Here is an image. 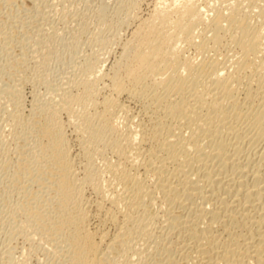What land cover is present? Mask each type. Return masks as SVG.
<instances>
[{
  "label": "bare ground",
  "instance_id": "bare-ground-1",
  "mask_svg": "<svg viewBox=\"0 0 264 264\" xmlns=\"http://www.w3.org/2000/svg\"><path fill=\"white\" fill-rule=\"evenodd\" d=\"M154 1L147 15H135L131 38L106 71L120 35L111 22L137 11L141 0H120L109 23V11L98 5L101 24L91 32L98 49L83 59L78 76L33 109L41 157L56 161L60 173L58 213L46 236L65 242L59 264H112L114 256L118 264H264V0H216L224 6L213 14L206 7H216L215 0ZM254 9L260 20L251 22ZM20 25L19 32L26 24ZM43 40L33 42L47 61L54 55L50 43L39 46ZM222 47L229 54L220 60ZM103 88L108 92L100 95ZM61 112L75 128L81 175ZM20 117L14 122L22 125ZM25 128L16 129L17 140ZM97 158L104 160L101 173ZM87 186L94 200H83Z\"/></svg>",
  "mask_w": 264,
  "mask_h": 264
},
{
  "label": "rangeland",
  "instance_id": "rangeland-1",
  "mask_svg": "<svg viewBox=\"0 0 264 264\" xmlns=\"http://www.w3.org/2000/svg\"><path fill=\"white\" fill-rule=\"evenodd\" d=\"M125 1L127 0H121V2H125ZM118 2L120 3V0H107V1L106 0H101V1L100 0H65V1L64 0H0V63L4 65L2 66L0 64V66L4 68L2 69L0 67V79H1L0 80V140H3L2 142H0V222H1L0 223V255H1L0 264H54V263L59 264V261L63 262V260L61 259L64 258L65 260V257H63V255L65 256V254L62 253L64 252L65 249V247L63 246L65 245V242L63 243V238H61L62 239L61 240L59 239V237H56L54 240L53 239L51 240L48 236H46L47 235L46 233L49 231L51 227L52 221L55 220L56 218L55 216L58 213L57 211L59 206L54 198H56L55 192L57 190V184L55 183L57 181H55V179L56 180L59 179L60 173L59 172L57 173V171L59 170L56 171V169H58L56 168L58 166H55L58 165L57 163H55L56 161L49 162L50 165L52 163L53 165L48 166L49 163L48 161H46V157L44 158V156L46 155L45 149L42 150L41 148L43 147L40 148V146H42V143L41 145H38L39 144L38 139L40 138H38V136H36L37 134H35L36 131L34 130L35 128L34 125L37 123V120L35 123L34 118H36V116L34 117L33 113L38 111L44 102L52 98V96L55 93V89L58 87V85L63 84L68 77H74V76L76 77L78 76V74H80L79 72H81L80 67L82 68V63H84L87 57L95 51L93 50V48L95 49L96 46L98 47L97 44L94 47L92 46L96 43L95 42L96 36L93 35V33L95 32L94 34H96V29H98L99 27L98 25L101 24V22L98 24L99 22V19L97 17L99 16L98 10L101 7L102 8L106 7L105 11L106 12L109 11L111 13L110 14L108 12L109 14L107 13L108 16L105 19L109 23L110 18H112L111 16L113 10L115 9L113 7H116V4ZM153 2L155 1L141 0V3L139 2L138 9L136 8L137 11L135 12L133 11V13L122 12L123 14L121 13L120 14L121 16L119 15L115 21L111 22L114 23V25H112L113 28H117L116 26L118 25V30L120 32L119 33L120 35L115 38V42H113V44H111V46L109 47L110 50L109 60H108L109 62L104 64L103 70L105 69L107 70L108 67L107 65H109L111 61L113 62V60L116 57L117 59L119 58L118 56L119 54H121L120 48L124 43L127 42L128 39L131 38L130 34L134 24L135 19L133 18H135V15L136 16L147 15V12H149L154 5ZM211 2L213 3L214 0L213 1L211 0ZM221 2L219 1L217 2L215 0V5H216L215 7L209 1L207 2L206 8L209 7L208 9L213 14L214 9H221V10L223 9L222 4L224 6V3L222 2V4H220ZM61 4H63L64 6ZM98 5L100 7L99 9H98ZM211 7L214 8L212 9ZM254 11L256 12V9H254ZM211 12L209 13L211 14ZM65 13L67 14L65 15ZM130 13H132L133 15L131 16ZM209 13L207 14L209 15ZM251 14L249 21L253 19L251 21L253 22L254 20H257L256 18H259L260 20V17H257V12L254 13L256 16ZM88 17H90L91 19ZM87 18L91 20V22L93 21L92 23L94 22L95 23L93 25H90L92 23L87 22L88 20ZM30 20L32 22H30ZM36 20L42 23L41 24L42 27L43 25L45 26L43 27L44 30L42 29L43 30L42 32L39 31L40 34L34 32V30L37 28L32 29L34 27H37L36 25L38 22ZM117 20L120 21L116 23ZM96 22L98 27L96 26ZM22 23L23 26L26 24L23 27V29L25 28L26 30L22 29L21 32L23 31L24 32L21 34V32L19 31L21 29L20 24ZM79 24H81L82 26L81 31L78 30L80 29ZM84 24H86L88 28L91 27L93 29L91 30L88 29ZM83 26H85L87 29L84 28ZM18 27L19 30L17 29ZM200 28L201 26H199L198 29ZM31 31L33 32L31 33ZM35 31L37 32V30ZM92 31L94 32L91 33ZM103 32L104 34L106 33V31ZM107 33L109 34V32ZM38 35L40 36L41 40L44 39L43 41L38 43L39 46L41 45L43 46L42 47L43 49H48L46 45L50 43V47L52 48L50 50L52 53L50 54V56L53 55L54 56L50 57L51 59L48 58L47 61L46 58L44 56L41 57L42 54L39 53L40 52L39 50H41V48L38 50L37 49L38 45L33 42L34 37H37ZM11 37L13 39L15 38V40H13ZM19 37L21 40L17 41ZM92 41H94L95 43H93ZM56 47L57 49H55ZM97 47L96 50L98 49ZM90 49H92L93 51ZM189 49H188L189 54L193 55V58L196 59L195 61H198L199 58H202L201 56L203 55L199 56L195 52V50H193L192 47ZM223 49L229 50V48L227 49L226 47L225 48L222 47V49H220L221 50V52L219 51L220 57L218 56L220 60H222L221 58H223V55H224L223 59H225L229 54V53L227 54L228 51L227 52L224 51L223 54ZM56 52L58 53V55ZM206 55L208 54L206 53ZM43 72L45 74H48V76H44ZM38 76L42 77L43 80ZM46 77H48V80H46ZM106 90L107 89L103 88V90L100 91V95H102V93L103 94L107 93L108 91ZM122 100L126 102L125 104L128 103L131 107H133L134 108V109L132 108L133 110L138 109L136 107L137 105L135 106V103H131L125 99ZM10 114L13 116L16 115L14 117V121L17 120L16 119L17 115L21 116L20 118L23 119V121L26 119L25 121L28 122L27 124L28 128L26 125L24 126L23 121H22V125H20V123L16 124L13 121V119L10 118L11 116ZM60 114L61 115H59V118L61 120L59 121L60 122L63 121L61 123L64 124L63 126L64 133L66 130L65 136L66 135L68 136V137L66 136V138H68L67 142L69 143L68 145L70 146L69 150L73 152L72 154H74V156L76 155L74 158L79 165V163L81 164L82 163L81 161L84 160L83 158H81V155H79V157L77 156V153L79 152V144L78 145L75 144L78 143L76 132L74 133L75 128L71 127L72 125L67 124V120H66L67 115L64 112H61ZM9 123H13V124H9ZM121 123L119 124L120 128H122L123 126L121 125ZM66 125L68 126L66 127ZM11 126H13L15 130ZM23 126L26 127L25 128L26 130L25 129L23 130L25 131L23 134L24 136L22 135L23 138L20 137L17 140L14 132L16 131V129L18 131V128H20L19 130H21V128L23 129L24 128ZM13 138L17 142H15ZM35 147L40 148L39 149L40 151L38 150V148ZM35 149L37 151H35ZM30 150L32 151L34 150L33 155H32V151ZM105 150L104 151L106 153L104 152V155L106 156V158L110 156V158L108 159H112V158L115 159L110 149H105ZM38 151L39 153L35 155L36 154L35 152ZM42 151L44 152L45 155L43 154ZM111 153L112 155H110ZM42 154L44 155L43 157H41ZM106 154L109 155L107 156ZM78 158L80 161H78ZM97 159H96L97 161L94 160L95 163L94 166L97 163L98 166L96 165V168L95 167L94 168L96 171L98 170L101 173L102 172L101 169H104V162H103L104 160L101 158H97ZM44 163L46 164V166ZM100 163H102L103 165H101ZM82 164L78 166L79 168L77 173H79V171L80 172L82 171L81 169V167L83 166ZM47 169H50V172ZM56 174H58L59 176L56 177ZM79 174L81 175V173ZM79 174L77 176H80ZM101 177H103V179L106 178L105 180H103V182L105 181L107 184L108 182L107 174H104L103 172ZM106 184L105 183L103 184L104 189L107 188V187L105 188ZM85 188L87 189L86 191ZM90 188L91 187L87 186L84 187L83 189V196L84 197L86 196L83 199L85 201H87L88 199L94 200V198H96L94 190ZM25 233L27 236H25ZM28 235H31L32 237L31 236L28 237ZM56 239L58 240L56 241ZM58 241H62V242H58ZM60 243L62 245H60ZM7 255L10 257H8ZM114 257L112 264L113 263L118 264L117 262L118 258L116 256Z\"/></svg>",
  "mask_w": 264,
  "mask_h": 264
}]
</instances>
